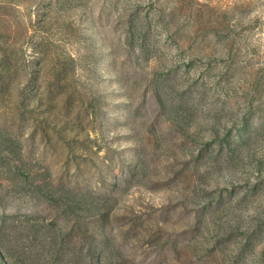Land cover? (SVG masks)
<instances>
[{
    "label": "rangeland",
    "instance_id": "rangeland-1",
    "mask_svg": "<svg viewBox=\"0 0 264 264\" xmlns=\"http://www.w3.org/2000/svg\"><path fill=\"white\" fill-rule=\"evenodd\" d=\"M0 264H264V0H0Z\"/></svg>",
    "mask_w": 264,
    "mask_h": 264
}]
</instances>
